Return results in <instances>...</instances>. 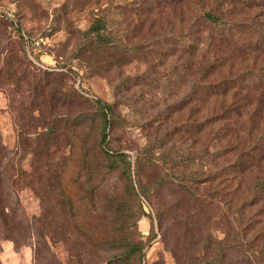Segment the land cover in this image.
Instances as JSON below:
<instances>
[{
    "label": "rangeland",
    "instance_id": "374dc122",
    "mask_svg": "<svg viewBox=\"0 0 264 264\" xmlns=\"http://www.w3.org/2000/svg\"><path fill=\"white\" fill-rule=\"evenodd\" d=\"M110 1L0 0V264H107L135 241L132 264H264V0H113L119 45L105 48L85 31ZM96 99L113 104L108 144L131 176L101 153L92 181L75 171L95 206L66 211L56 185L33 183L34 151L52 134L66 144L79 114L98 144ZM148 145L158 165L136 169Z\"/></svg>",
    "mask_w": 264,
    "mask_h": 264
},
{
    "label": "trees",
    "instance_id": "16d2710c",
    "mask_svg": "<svg viewBox=\"0 0 264 264\" xmlns=\"http://www.w3.org/2000/svg\"><path fill=\"white\" fill-rule=\"evenodd\" d=\"M114 6L115 3L113 0H111L107 10H105L103 13L94 15L91 25L89 26L88 30L85 31V36L97 42L99 45H101V47L109 48L119 45L118 37L116 36L113 27ZM200 17H202L204 22L207 21L214 25L222 22V19L219 15H216L210 11L200 12ZM62 90L57 86L52 91V93L57 97L59 96V98L63 97L65 100L70 99L71 103H76L81 100H88V98H85L73 87H71V89L68 91L63 90L64 94L62 93ZM92 102L96 107V114L100 117V119L102 117L103 120L98 144H96L94 147H91V145L88 144H83V142L86 141L87 136L83 133L84 130H82V127L85 125L88 116L85 114H79L73 119L74 121L72 123L74 125L73 127H75V130L71 136L66 138V144L60 143V137L58 135L52 134L53 136L51 135L52 137L47 140L49 144H44V147L41 149L37 147L34 151L35 164L33 165L34 173H32L34 177L32 178L33 183L45 182L42 178L43 176L45 180L48 179V183H51V185H56L60 190L61 202L66 211L69 208L74 209L75 206L79 208L83 201V204L95 206L94 189H88L85 192V195L82 197L77 196L73 192L75 184H78L80 181L79 177L77 178V175L75 176V171H77V174L79 175L81 170L86 167L87 171H89V181H92V177H94V170L91 169L94 163L101 164V153L102 158L106 160L109 165H111V169H115L121 165L123 167V171L128 173L126 176H131V156L128 153L119 149H115L110 144H108V128L115 117L113 104L103 102L101 99L92 100ZM50 147H53L52 152ZM64 147H69V149L63 151ZM151 149L152 147L148 145L137 152L135 159L136 169H139L142 164L147 165L150 168L156 167L158 165V160L155 157L156 155L150 154ZM53 153L57 155L55 159H52ZM131 186L133 189V185ZM255 187L256 190L264 188V180L258 181L255 184ZM140 191L143 196H147L150 193L149 185L141 184ZM138 200H140L141 204L143 205V201H141L140 198ZM127 207L128 204L124 199L121 201L113 200L108 204L109 211L112 215H125ZM69 213L73 216L74 220L80 225L81 228L85 227L86 225L83 218H89V223L92 221L93 216H91L89 213H85L83 216H81L78 212L76 213L71 211ZM83 235H87V233L84 232ZM105 237L106 238H101V242L107 241V236ZM109 244H112V242ZM143 248L144 245L140 241L132 242V244H130L127 248H124V250L110 257L107 260V264H132L134 263L133 261L139 262L140 258L143 256ZM204 264L217 263L214 261H205Z\"/></svg>",
    "mask_w": 264,
    "mask_h": 264
},
{
    "label": "built area",
    "instance_id": "2783aa9c",
    "mask_svg": "<svg viewBox=\"0 0 264 264\" xmlns=\"http://www.w3.org/2000/svg\"><path fill=\"white\" fill-rule=\"evenodd\" d=\"M27 49H28V52H29V54H30V57H31L33 60H35L34 56L30 53V51H29V47H28V46H27Z\"/></svg>",
    "mask_w": 264,
    "mask_h": 264
}]
</instances>
